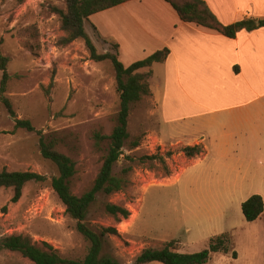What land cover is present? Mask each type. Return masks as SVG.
Here are the masks:
<instances>
[{
    "label": "rangeland",
    "instance_id": "374dc122",
    "mask_svg": "<svg viewBox=\"0 0 264 264\" xmlns=\"http://www.w3.org/2000/svg\"><path fill=\"white\" fill-rule=\"evenodd\" d=\"M54 7L64 9V0H0V54L8 59L9 75L2 95L16 118L28 119L34 127L16 128L0 93V170L46 177L28 182L17 202L10 200L11 188H0V239L21 234L39 246L52 245L65 258L82 259L89 242L50 185L58 171L41 155L37 131L55 138L56 148L75 162L70 188L81 195L91 188L108 148V140L95 147L92 135L110 134L120 100L110 60L93 59L81 38L61 44L65 34ZM89 22L85 30L96 52H113L114 41L100 38ZM154 108L150 95L131 104L130 136L113 166L125 184L110 195L98 193L86 216L95 230H116L106 235L102 254L134 264L145 248L171 241L172 249L195 253L208 248L210 238L227 234L230 250L211 253L205 264H264V212L250 222L241 210L252 194L264 200V150L243 161H216L212 155L202 159L201 153L189 157L184 148L196 146L188 142L202 135H175L160 127V137ZM109 202L124 207L128 216L109 214ZM0 264L34 263L19 252L0 249Z\"/></svg>",
    "mask_w": 264,
    "mask_h": 264
},
{
    "label": "crops",
    "instance_id": "0c3cea01",
    "mask_svg": "<svg viewBox=\"0 0 264 264\" xmlns=\"http://www.w3.org/2000/svg\"><path fill=\"white\" fill-rule=\"evenodd\" d=\"M204 1L223 24L264 19V0ZM89 19L100 38L117 44L124 66L168 48L163 62L140 69L152 71L150 98L160 137V127L175 135L200 133L188 143H197L202 159L262 156L264 26L228 37L181 21L165 0H124Z\"/></svg>",
    "mask_w": 264,
    "mask_h": 264
},
{
    "label": "trees",
    "instance_id": "16d2710c",
    "mask_svg": "<svg viewBox=\"0 0 264 264\" xmlns=\"http://www.w3.org/2000/svg\"><path fill=\"white\" fill-rule=\"evenodd\" d=\"M124 0H64L65 8L54 7L58 14L61 29L64 36L61 44L66 45L75 39L84 40L93 59L97 61L110 60L115 70L116 91L119 94V110L116 115L115 125L110 134H101L95 131L92 135L94 146L99 147L104 140H108L106 154L102 158L101 166L96 174L91 188L81 195H76L71 191L70 179L76 172L75 162L66 154L56 148V139L48 138L42 131H37L40 135L39 147L41 155L52 161L58 174L52 176L50 185L65 207V212L75 221V228L82 237L89 242L86 255L82 259L65 258L59 254L52 245L42 242L39 246L28 236L8 235L0 239V249L19 252L24 258L34 264H120L111 256L102 254L105 237L107 234L116 233L113 227H102L99 230L91 228L86 223L91 204L95 201L98 193L110 195L121 190L125 184L123 177L113 173V166L122 154L126 140L129 138L127 130L128 116L131 104L139 101L144 96H149V78L152 76L151 69L140 71L145 67H150L154 62H163L169 53L168 48L157 50L145 57L137 60L128 66H124L118 58L117 44L111 46L113 52L107 51L98 54L96 48L85 30V24L89 22L92 14L115 6ZM177 12L183 22L194 23L203 27L214 29L221 34L234 37L240 30H253L259 26H264V19L256 20L247 18L231 24L221 23L215 14L210 10L204 0H165ZM95 30V27L92 25ZM7 57L0 54V70L2 78L0 82L1 100L7 106L9 113L15 118L16 128H26L33 131L34 127L28 119H18L9 101L3 97L5 85L9 78L7 72ZM138 142L133 143L136 147ZM187 156L193 157L201 152L197 146H187L184 148ZM46 177L37 172L29 170H0V188H11L13 191L11 202H17L24 186L28 182H41ZM241 210L247 221H254L264 212V200L259 194H252L241 204ZM106 211L114 217H127L128 211L113 203L106 204ZM229 237L227 234H220L210 238L209 247L195 253H181L171 247V241L161 248H145L135 258L134 264H145L149 262H160L162 264H205L213 252H228ZM233 255L236 254L233 252Z\"/></svg>",
    "mask_w": 264,
    "mask_h": 264
},
{
    "label": "built area",
    "instance_id": "2783aa9c",
    "mask_svg": "<svg viewBox=\"0 0 264 264\" xmlns=\"http://www.w3.org/2000/svg\"><path fill=\"white\" fill-rule=\"evenodd\" d=\"M129 211H130V216H132L133 215V212L129 209Z\"/></svg>",
    "mask_w": 264,
    "mask_h": 264
}]
</instances>
